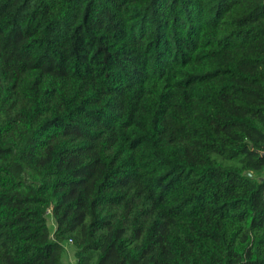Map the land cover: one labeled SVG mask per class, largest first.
I'll list each match as a JSON object with an SVG mask.
<instances>
[{
	"label": "trees",
	"instance_id": "16d2710c",
	"mask_svg": "<svg viewBox=\"0 0 264 264\" xmlns=\"http://www.w3.org/2000/svg\"><path fill=\"white\" fill-rule=\"evenodd\" d=\"M0 264H264V0H0Z\"/></svg>",
	"mask_w": 264,
	"mask_h": 264
},
{
	"label": "rangeland",
	"instance_id": "374dc122",
	"mask_svg": "<svg viewBox=\"0 0 264 264\" xmlns=\"http://www.w3.org/2000/svg\"><path fill=\"white\" fill-rule=\"evenodd\" d=\"M48 224H49V228H50L51 232L54 233L56 226H55V222H54L51 215H49ZM67 249H69V246H67Z\"/></svg>",
	"mask_w": 264,
	"mask_h": 264
}]
</instances>
